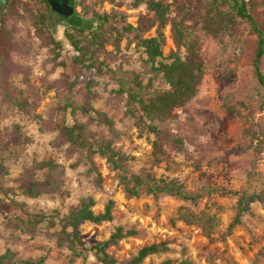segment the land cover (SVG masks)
<instances>
[{
    "label": "rangeland",
    "instance_id": "obj_1",
    "mask_svg": "<svg viewBox=\"0 0 264 264\" xmlns=\"http://www.w3.org/2000/svg\"><path fill=\"white\" fill-rule=\"evenodd\" d=\"M166 1L170 9L163 28L162 52L165 57L178 52L185 59V47L175 46L171 23L178 7L190 0H176V4L174 0ZM247 1L251 15L264 33V0ZM11 3V12L5 13L6 18L4 14L6 21L0 31V36L6 35L11 43L8 71H0V133L5 135L18 125L28 140L0 145V181L12 186L11 181L19 178L24 169L46 160L63 165L65 172L59 191L30 198L12 186L8 198L23 204L33 215H67L86 197L92 198L95 213L112 202V219L100 224L84 223L80 236L84 242H102L121 228L124 237L107 248L120 262L130 261L142 247L157 245L158 251L143 264H264V200L252 203L240 223L233 225L240 194H262L264 199V146L258 156L252 149L257 145V137L264 141V108L259 106L264 88L253 74L256 42L249 25L241 21L231 35L222 34L215 39L201 29L195 10L185 16L182 26L189 33L185 43L193 36L199 37L205 75L196 96L159 125L169 134L161 138L166 155L159 161L153 157L154 134L138 133L133 120L125 114L123 103H107L112 90L117 89L111 80L100 81L93 88L96 97L92 106L112 120V130L89 115L68 112L67 124H84L127 155L124 173L166 181L175 178L196 196L193 201L169 195L143 194L135 198L123 192L122 173L114 171L104 159L94 157L93 167L85 160L79 161L76 154L69 157L66 145L56 143L58 131L52 124L58 119V99L52 85L60 80L63 69L50 61L49 47L35 31L37 18L46 13L45 6L40 0H9ZM75 11L76 16L92 19L95 15L117 12L132 25L140 19L145 23L155 21L144 4L134 7L133 0H75ZM56 19L55 13L48 14L49 28ZM66 24L69 26L64 28L59 41L62 56L70 58L74 52L65 38L78 36L70 22ZM156 28L157 23L144 36H155ZM91 32L86 30L82 37H89ZM100 59L127 75L142 72L140 52L126 40L118 46L106 43ZM261 69L264 73V56ZM5 77L10 92L23 101L22 107L5 99ZM153 86L168 89L159 77L153 80ZM43 174L44 171H38L35 178L41 180ZM180 208L201 215L203 221L189 224L180 220ZM212 216L216 219L214 225L206 219ZM41 259L42 264H102L92 252L76 257L65 242L51 233L23 231L0 213V264Z\"/></svg>",
    "mask_w": 264,
    "mask_h": 264
},
{
    "label": "trees",
    "instance_id": "obj_2",
    "mask_svg": "<svg viewBox=\"0 0 264 264\" xmlns=\"http://www.w3.org/2000/svg\"><path fill=\"white\" fill-rule=\"evenodd\" d=\"M113 2L114 0H104ZM45 14L39 16L35 22V31L43 44L49 47L50 61L54 66H60L63 73L58 82L52 85L56 88L58 104L55 109L58 119L52 126L58 131L57 144L66 145L69 157L78 155L79 161L93 165L94 157L104 159L114 171L122 173L121 186L123 192L130 197L138 198L141 195H169L181 200L193 201L196 196L191 195L179 183L178 179L162 180L150 175L126 174L125 164L127 155L115 149L111 142L102 136H98L84 124L66 123L67 114L80 112L89 115L99 125L112 130V120L103 112L97 111L92 106L96 97L93 88L100 81L111 80L117 89L107 98L109 104L123 103L125 114L129 116L138 133H152L155 140L152 142L153 157L156 161L166 155L161 138L169 134L160 128V124L174 116L176 110L182 109L197 94L199 86L205 75V60L201 53L199 37L193 36L187 43L185 39L189 33L182 26L185 16L195 10L199 16L198 24L206 34L215 39H220L222 34L231 35L241 21L249 25L250 33L255 37L256 48L252 60L253 74L259 86L264 88V73L261 62L264 56V33L259 24L251 15L247 0H190L187 5L179 6L177 15L171 23V32L177 49L185 47L187 57L182 59L178 52H172L164 56L162 47L165 43L163 28L167 25L166 16L170 4L166 0H133V6L144 4L148 12L153 13L155 21L145 23L140 19L136 25L126 21V18L117 13H104L95 15L94 18H85L73 15L68 22L74 27L77 36L71 35L65 38L73 48L74 55L70 58L61 54L60 33L49 28L48 14L52 11L46 1ZM176 4V0H174ZM2 14H0V31L6 19L4 14L11 12L13 4L9 0H0ZM48 12V13H47ZM5 14V18H6ZM157 23L155 36L145 37L154 24ZM92 31L90 36L82 37L86 31ZM2 34V32L0 33ZM122 40L134 45L140 52V74L129 73L127 75L121 68L111 69L105 60L100 59L101 51L108 42L118 46ZM11 43L8 37L0 36V71H8ZM127 75V76H126ZM168 86L161 90L154 88L153 80L156 78ZM3 92L5 99L15 106L22 107V102L13 95L3 78ZM241 104H244L241 102ZM260 108H264V96L260 99ZM28 140L20 131L18 125L7 134L0 133V145ZM257 145L252 147L255 156L261 154L264 141L256 138ZM249 149H251L249 147ZM38 171H44L41 180L35 178ZM65 168L54 160H46L34 163L30 168L24 169L19 178L11 181L12 186L18 187L21 192L30 197L37 198L45 192H56L63 184ZM0 181V213L11 223L23 231L48 232L68 245L73 255L82 256L85 252H92L102 264H143L144 260L158 251L157 245L142 247L137 255L128 262H120L112 257L107 248L116 244L124 237L121 228H116L110 237L102 242H84L80 236V228L84 223L100 224L112 219V202H109L102 212L95 213L92 209V198L86 197L80 200L76 210L67 215L58 213L51 215L29 213L23 204L8 198L12 186ZM262 194H240L236 203V215L233 225L239 224L244 212L256 201H263ZM180 220L189 224H199L203 221L201 215H195L187 208L179 209ZM204 215V214H202ZM208 224L214 225L216 219L206 218ZM8 254V253H7ZM6 255H4L5 257ZM39 261H21L19 264H42ZM159 264H171L165 261ZM179 264H189L186 261Z\"/></svg>",
    "mask_w": 264,
    "mask_h": 264
},
{
    "label": "water",
    "instance_id": "obj_3",
    "mask_svg": "<svg viewBox=\"0 0 264 264\" xmlns=\"http://www.w3.org/2000/svg\"><path fill=\"white\" fill-rule=\"evenodd\" d=\"M51 10L59 15V20L64 21L74 14L75 0H46Z\"/></svg>",
    "mask_w": 264,
    "mask_h": 264
},
{
    "label": "flooded vegetation",
    "instance_id": "obj_4",
    "mask_svg": "<svg viewBox=\"0 0 264 264\" xmlns=\"http://www.w3.org/2000/svg\"><path fill=\"white\" fill-rule=\"evenodd\" d=\"M40 1H43V0H40ZM44 1H46V0H44ZM47 4H48V2H47ZM53 13H55V12L52 11V14ZM55 14L57 15V19L55 20L54 25H52V29L58 30V33H60V35L63 33L64 28L69 26L68 24H66V22H68L69 18H71L73 15H77V13L75 11V7H74V14L72 16H70L68 19H65L64 21L59 20V15L57 13H55Z\"/></svg>",
    "mask_w": 264,
    "mask_h": 264
}]
</instances>
